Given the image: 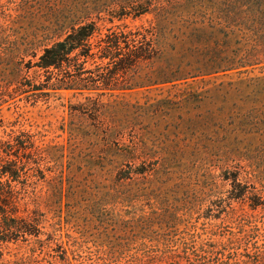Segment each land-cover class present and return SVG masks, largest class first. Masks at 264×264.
<instances>
[{
  "label": "rangeland",
  "instance_id": "rangeland-1",
  "mask_svg": "<svg viewBox=\"0 0 264 264\" xmlns=\"http://www.w3.org/2000/svg\"><path fill=\"white\" fill-rule=\"evenodd\" d=\"M147 1L0 0V142L28 133L41 150L11 184L19 216L38 227L3 243L0 264H264V61L203 75L202 49L184 45L194 32L164 25L163 51L139 82L161 69L193 70L187 80L37 101L1 91L10 75L35 76L31 63L80 23L104 34L151 29L153 14L135 16ZM183 1L172 19L214 8ZM230 1L215 9L264 10V0ZM248 33L219 39L232 40L230 56L243 54Z\"/></svg>",
  "mask_w": 264,
  "mask_h": 264
},
{
  "label": "trees",
  "instance_id": "trees-1",
  "mask_svg": "<svg viewBox=\"0 0 264 264\" xmlns=\"http://www.w3.org/2000/svg\"><path fill=\"white\" fill-rule=\"evenodd\" d=\"M213 1L211 5L214 8L212 10L207 8L206 15L199 16L191 14L190 11H183L182 15L172 19L174 18L172 11L185 1L148 0L137 7L135 16L153 14L155 26L136 32H126L118 27L110 28L104 34L96 21L80 23L74 26L63 39L46 46L39 60L31 63L29 69H37L35 76L30 78L10 75L1 91L13 97L28 94V98L37 101L41 96H51V91L69 90L78 94L85 92L92 94L106 90L126 92L136 88L174 84L187 80L189 73L193 70L191 72L182 69L174 71L171 68L172 73L161 69V72L157 74H148L147 80L143 83L139 82L140 76L137 72L144 68V65L154 64V61L159 58L156 55L158 50L163 51L160 49L158 38L160 27L164 25L174 26L175 29L178 25L184 31L194 32L195 35L187 39L184 45L202 49L199 73H204L203 75L234 69L235 61L238 60L242 68L261 64L264 61L262 37L264 10H254L255 7H251V10H240L237 6H241L240 3L244 0H238L234 3L230 1L229 5V7L234 5L237 9L222 12L215 9L219 6L217 0ZM254 5L256 0H253L251 4V6ZM208 19L213 22L214 27L205 26ZM200 23L204 26L191 28V25ZM226 29L248 31L250 36L247 38L253 43L252 49L243 54L235 52L233 56H230L227 47L232 40H229L230 37L219 39V35ZM209 30H212L210 34ZM197 33L200 36L196 35ZM210 35L213 38H209ZM35 57L37 58V55ZM42 77H45L44 81ZM104 95L105 93L98 94V97ZM89 99V102L94 103L90 97ZM75 133L71 131L70 135L73 137ZM32 138L33 136L28 133H21L12 136L7 142H0V246L21 237L35 235L32 229L38 227L33 217L19 216V196L17 189L11 185L13 182H20L24 174L27 175L25 168L30 165L31 160L38 163L33 156L41 150L35 147ZM4 178H7L6 183L3 182ZM42 179H46L45 175Z\"/></svg>",
  "mask_w": 264,
  "mask_h": 264
}]
</instances>
